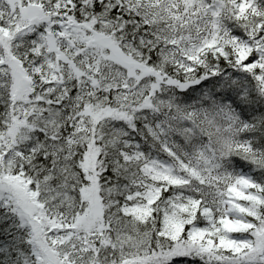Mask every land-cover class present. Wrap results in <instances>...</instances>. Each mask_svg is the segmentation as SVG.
Returning a JSON list of instances; mask_svg holds the SVG:
<instances>
[{"label": "snow or ice", "instance_id": "obj_1", "mask_svg": "<svg viewBox=\"0 0 264 264\" xmlns=\"http://www.w3.org/2000/svg\"><path fill=\"white\" fill-rule=\"evenodd\" d=\"M0 264H264V0H0Z\"/></svg>", "mask_w": 264, "mask_h": 264}]
</instances>
